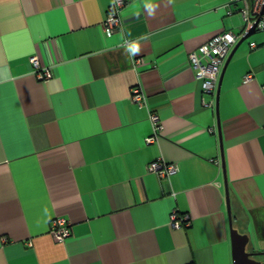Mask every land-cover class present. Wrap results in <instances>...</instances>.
I'll list each match as a JSON object with an SVG mask.
<instances>
[{
    "label": "crops",
    "instance_id": "0c3cea01",
    "mask_svg": "<svg viewBox=\"0 0 264 264\" xmlns=\"http://www.w3.org/2000/svg\"><path fill=\"white\" fill-rule=\"evenodd\" d=\"M112 1L0 0V264H234L225 176L233 227L264 252V30L232 55L217 112L189 53L238 34L243 0H125L108 37Z\"/></svg>",
    "mask_w": 264,
    "mask_h": 264
},
{
    "label": "built area",
    "instance_id": "2783aa9c",
    "mask_svg": "<svg viewBox=\"0 0 264 264\" xmlns=\"http://www.w3.org/2000/svg\"><path fill=\"white\" fill-rule=\"evenodd\" d=\"M232 1L236 2L237 0ZM124 5L125 0H113L109 5L103 22V28L108 37L122 25L120 11ZM231 12L233 11H228V14ZM239 12L243 16L244 25L238 34L226 31L216 33L196 50L189 53V65L196 79L202 82V90L204 93H214L225 61L237 41L253 26H255L257 31L264 30V0H243V5L240 7ZM29 61L36 68L41 78L51 76L49 68L41 70V64L37 55H32ZM251 79V74L244 77V81ZM130 99L138 105L148 104L147 97L140 87L132 88ZM204 104L205 106H210V103ZM150 119L153 123V136L146 139L148 143L154 141L160 129L159 117L153 110H150ZM178 169V164L168 163L164 160H155L148 164V170L156 173L161 178L170 177ZM171 221L174 227L190 224L188 216L185 215L182 218H178L175 213L172 214ZM70 232V224L64 218H56L53 221L51 234L58 242H63L70 235Z\"/></svg>",
    "mask_w": 264,
    "mask_h": 264
},
{
    "label": "water",
    "instance_id": "95a60500",
    "mask_svg": "<svg viewBox=\"0 0 264 264\" xmlns=\"http://www.w3.org/2000/svg\"><path fill=\"white\" fill-rule=\"evenodd\" d=\"M257 32L255 26H253L243 37H241L237 43L232 48L229 56L227 57L225 64L222 68L219 81H218V88L216 92V110L218 112V101H219V92H220V85L222 81V77L224 74V71L234 54V52L237 50V48L248 38H250L252 35H254ZM223 154V152H222ZM222 165L223 168L225 166L224 158L222 155ZM225 188H226V194H227V201H228V211L230 215V224H231V232H232V240H233V260L234 264H264V261L258 259L260 255H264V252H250L248 250V244L250 242V238L248 234H242L240 233L236 228L233 227L232 222V216H231V208H230V202H229V189H228V182L225 176Z\"/></svg>",
    "mask_w": 264,
    "mask_h": 264
},
{
    "label": "clouds",
    "instance_id": "9594fccd",
    "mask_svg": "<svg viewBox=\"0 0 264 264\" xmlns=\"http://www.w3.org/2000/svg\"><path fill=\"white\" fill-rule=\"evenodd\" d=\"M143 6L149 11L150 14L155 9V5L151 2V0H145ZM139 50H140L139 49V44L134 43V44L128 46V51L132 55H135L136 53H138Z\"/></svg>",
    "mask_w": 264,
    "mask_h": 264
},
{
    "label": "rangeland",
    "instance_id": "374dc122",
    "mask_svg": "<svg viewBox=\"0 0 264 264\" xmlns=\"http://www.w3.org/2000/svg\"><path fill=\"white\" fill-rule=\"evenodd\" d=\"M259 258L264 261V255H260Z\"/></svg>",
    "mask_w": 264,
    "mask_h": 264
}]
</instances>
